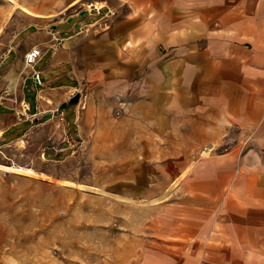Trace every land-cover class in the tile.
Segmentation results:
<instances>
[{"label": "crops", "instance_id": "1", "mask_svg": "<svg viewBox=\"0 0 264 264\" xmlns=\"http://www.w3.org/2000/svg\"><path fill=\"white\" fill-rule=\"evenodd\" d=\"M31 2L0 0V148L47 114L61 141L94 125L145 210L118 264H264V0Z\"/></svg>", "mask_w": 264, "mask_h": 264}, {"label": "rangeland", "instance_id": "2", "mask_svg": "<svg viewBox=\"0 0 264 264\" xmlns=\"http://www.w3.org/2000/svg\"><path fill=\"white\" fill-rule=\"evenodd\" d=\"M10 1L18 7L32 3ZM48 117L41 116L22 141L0 148V264H118L117 231L136 227L145 210L113 198L111 183L121 174L98 163L103 150H96V126H88L81 143L61 141L51 134L63 126ZM100 132L109 133L110 126ZM72 134L79 137L77 129ZM152 209L153 215L159 211Z\"/></svg>", "mask_w": 264, "mask_h": 264}, {"label": "built area", "instance_id": "3", "mask_svg": "<svg viewBox=\"0 0 264 264\" xmlns=\"http://www.w3.org/2000/svg\"><path fill=\"white\" fill-rule=\"evenodd\" d=\"M40 57V50L38 48H32L30 49L25 55H24V62L28 66H32L35 64ZM33 78L34 80L40 84V73L39 72H34L33 73Z\"/></svg>", "mask_w": 264, "mask_h": 264}, {"label": "water", "instance_id": "4", "mask_svg": "<svg viewBox=\"0 0 264 264\" xmlns=\"http://www.w3.org/2000/svg\"><path fill=\"white\" fill-rule=\"evenodd\" d=\"M80 93L76 92L72 94V96L67 100V102L62 103L59 106V109H62L66 104H76L79 101ZM50 114H47L46 116H49Z\"/></svg>", "mask_w": 264, "mask_h": 264}]
</instances>
